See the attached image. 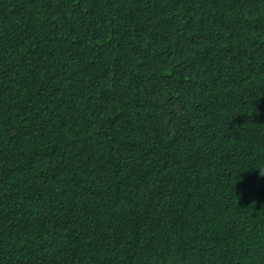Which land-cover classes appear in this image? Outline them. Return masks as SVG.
Masks as SVG:
<instances>
[{
  "label": "trees",
  "instance_id": "1",
  "mask_svg": "<svg viewBox=\"0 0 264 264\" xmlns=\"http://www.w3.org/2000/svg\"><path fill=\"white\" fill-rule=\"evenodd\" d=\"M0 264H264V0H0Z\"/></svg>",
  "mask_w": 264,
  "mask_h": 264
}]
</instances>
